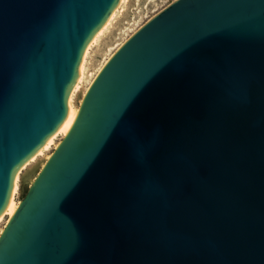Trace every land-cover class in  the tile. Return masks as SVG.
<instances>
[{"label":"water","instance_id":"1","mask_svg":"<svg viewBox=\"0 0 264 264\" xmlns=\"http://www.w3.org/2000/svg\"><path fill=\"white\" fill-rule=\"evenodd\" d=\"M116 0H0V211ZM0 264H264V0H174L93 76Z\"/></svg>","mask_w":264,"mask_h":264},{"label":"rangeland","instance_id":"2","mask_svg":"<svg viewBox=\"0 0 264 264\" xmlns=\"http://www.w3.org/2000/svg\"><path fill=\"white\" fill-rule=\"evenodd\" d=\"M174 0H126L122 3L114 19L110 22L109 27L101 34L96 43L90 48L88 57L84 64V74L79 88L74 92L73 103L79 105L83 91L92 81L93 76L99 70L109 56L128 38L138 26H142L155 14L161 11ZM60 139V138H59ZM53 150L50 147L46 155ZM45 157H37L36 160L29 163L19 173L17 182V192L15 201H19L25 193L27 187L32 183L41 169ZM5 221L0 223L3 228Z\"/></svg>","mask_w":264,"mask_h":264},{"label":"bare ground","instance_id":"3","mask_svg":"<svg viewBox=\"0 0 264 264\" xmlns=\"http://www.w3.org/2000/svg\"><path fill=\"white\" fill-rule=\"evenodd\" d=\"M124 1H126V0H116L115 1L114 5L111 7V9L108 11L106 16L104 17L102 23L94 30V32L92 33V35L90 36V38L86 42V44H85V46L81 52L79 61L76 65L75 76L67 87V91H66V112H65V115H64L62 121L60 122L58 128L54 132H52L50 135H48L47 138L44 140V142L38 148H36L28 157H26L19 165H17V167L14 169V171L12 173L9 189H8L7 200H6L4 207L0 211V223L4 220L5 225H6L9 221V219L15 213V211L19 205V201H15V194L17 192V182H18V177L20 176L19 173L21 172V170H23L25 168V166H27L29 163L36 160L37 157H45V161L41 166V168H42L44 166L45 162L50 158L52 152L54 150H56L60 141L66 136V134L70 130V128H71V126H72V124H73V122H74V120L78 114L81 102H82V100H83V98H84V96H85V94L89 88V85L91 83L90 82L88 87L83 91L79 105L75 106L73 103V96H74V92L77 91V89L79 88L80 82H82L81 80H82V77L84 74L83 73L84 72L83 71L84 70V64H85L86 58L88 57L87 55H89L88 52H89L90 48H92V46L96 43L97 39H99V37L101 36L103 31H105L106 28L109 27L110 22L114 19V16L117 14L116 12H118L119 9L122 7L121 5ZM140 27L141 26H138V28L135 31H133L131 33V35L134 34ZM128 38H126L124 40V42ZM114 52L109 56V58L114 54ZM109 58L105 61L104 64H106V62L109 60ZM50 147H53V150L46 155V153L48 152ZM5 225H4V227H5ZM3 228H0V235L2 233Z\"/></svg>","mask_w":264,"mask_h":264}]
</instances>
